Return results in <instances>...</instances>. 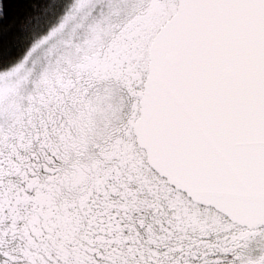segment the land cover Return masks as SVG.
<instances>
[{"label":"snow or ice","instance_id":"6c2138e0","mask_svg":"<svg viewBox=\"0 0 264 264\" xmlns=\"http://www.w3.org/2000/svg\"><path fill=\"white\" fill-rule=\"evenodd\" d=\"M0 264H264V0H0Z\"/></svg>","mask_w":264,"mask_h":264}]
</instances>
